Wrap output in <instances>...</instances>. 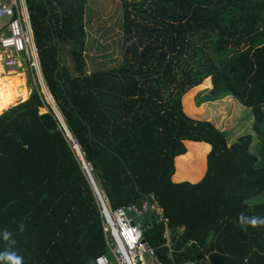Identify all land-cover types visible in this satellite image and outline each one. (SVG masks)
Instances as JSON below:
<instances>
[{
    "label": "trees",
    "instance_id": "16d2710c",
    "mask_svg": "<svg viewBox=\"0 0 264 264\" xmlns=\"http://www.w3.org/2000/svg\"><path fill=\"white\" fill-rule=\"evenodd\" d=\"M85 3L26 0L44 82L109 207L157 198L174 252L161 223L146 238L163 264H264V226L236 223L264 216L247 203L264 191V0H123V59L91 72ZM207 79L197 105L233 96L251 109L257 151L252 134L230 144L220 119L187 114L185 95ZM4 230L23 264L107 252L93 189L39 83L0 115V252Z\"/></svg>",
    "mask_w": 264,
    "mask_h": 264
},
{
    "label": "built area",
    "instance_id": "2783aa9c",
    "mask_svg": "<svg viewBox=\"0 0 264 264\" xmlns=\"http://www.w3.org/2000/svg\"><path fill=\"white\" fill-rule=\"evenodd\" d=\"M0 65L8 72L29 70L36 83L43 76L26 0H0ZM71 144L74 147L78 145L74 138H71ZM102 198H96V201L107 252L97 255L89 264H163L146 238L153 221L163 225L162 237L168 254L174 252L175 239L169 218L153 194L146 197L141 205L131 204L116 209H111L107 200ZM185 264L212 262L206 257Z\"/></svg>",
    "mask_w": 264,
    "mask_h": 264
},
{
    "label": "rangeland",
    "instance_id": "374dc122",
    "mask_svg": "<svg viewBox=\"0 0 264 264\" xmlns=\"http://www.w3.org/2000/svg\"><path fill=\"white\" fill-rule=\"evenodd\" d=\"M123 12H125V9H123V0H86L84 14L85 30L87 34V45L84 53L86 71L91 72L97 68L115 66L122 61L123 31L121 30V24H123ZM70 48V45H64L62 51L64 61L67 62L68 66L72 69L73 61L69 53ZM2 71L4 76L10 72H14H8L3 68ZM16 73L23 74L24 86L27 94L20 95L15 105L25 101L30 91L34 90V85H36L37 82L32 75H30L29 70L17 69ZM209 85L210 81L207 79V85L194 88L190 91L193 95L189 97L187 101H185V99L188 95H185L184 107L186 106L188 109V111L185 110L187 114L191 115V117L195 116L196 118L210 121L220 119L224 127L223 130L228 133L230 144L236 142L237 139L243 135L252 134L254 137L252 151H257L256 145L258 139L253 131L254 117L251 109L245 108L233 96H230L228 101H226V99L229 97L226 96L219 99L220 102L216 104H212L214 102H207L201 107L197 105L199 99L205 95ZM17 92L21 93L22 90L19 89ZM188 101H190L191 106L187 105ZM191 108L193 110L195 109V111L193 112ZM69 143L71 144V138H69ZM247 203L251 207L263 204L264 191L262 194L248 200Z\"/></svg>",
    "mask_w": 264,
    "mask_h": 264
},
{
    "label": "clouds",
    "instance_id": "9594fccd",
    "mask_svg": "<svg viewBox=\"0 0 264 264\" xmlns=\"http://www.w3.org/2000/svg\"><path fill=\"white\" fill-rule=\"evenodd\" d=\"M102 197L105 198V196L103 195ZM236 223L237 226L240 227L242 231H247L249 227L257 228L264 226V216H257V215L248 216L242 212L238 215ZM23 228L24 226L21 224L20 225L21 231H23ZM2 235L5 241H9V246L6 250L0 252V264H23V257L20 256L17 252L12 250V246H14L15 244V240L11 239L12 233H10L7 230H4Z\"/></svg>",
    "mask_w": 264,
    "mask_h": 264
},
{
    "label": "bare ground",
    "instance_id": "6f19581e",
    "mask_svg": "<svg viewBox=\"0 0 264 264\" xmlns=\"http://www.w3.org/2000/svg\"><path fill=\"white\" fill-rule=\"evenodd\" d=\"M19 89L22 90L21 93L17 92ZM22 94H27L23 74L10 72L4 76L0 65V115L13 107Z\"/></svg>",
    "mask_w": 264,
    "mask_h": 264
},
{
    "label": "water",
    "instance_id": "95a60500",
    "mask_svg": "<svg viewBox=\"0 0 264 264\" xmlns=\"http://www.w3.org/2000/svg\"><path fill=\"white\" fill-rule=\"evenodd\" d=\"M39 85H40L42 91L45 93V96L48 99L49 104L51 105V107L53 108L54 112L56 113V115L60 119V121H61L64 129L66 130L69 138H73L71 133H70V131L68 130V128H67V126H66V124H65V122H64V120H63V118H62V116L60 114V112L58 111V109H57V107H56V105L54 103V99L52 98V95L50 94V92H49V90L47 88V85L44 82V79H43L42 75H41V80H40ZM75 149H76V151L78 153V156H79V158L81 160L82 168H83V170L85 172V175H86V177H87V179H88V181H89V183H90V185H91V187H92V189L94 191V194H95L96 198L102 199L101 191H100V189H99V187H98V185H97V183H96V181H95V179H94V177H93V175H92V173L90 171V168H89L88 164L86 163V161H85V159L83 157V154L81 152L79 144L75 147ZM132 224H133V222H132ZM212 237H213V232H211V234L209 236V239H208L209 242L211 241Z\"/></svg>",
    "mask_w": 264,
    "mask_h": 264
}]
</instances>
